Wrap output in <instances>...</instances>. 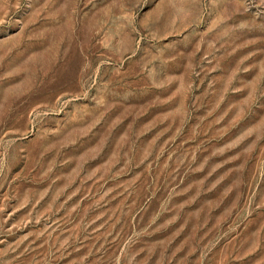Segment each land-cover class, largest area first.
Wrapping results in <instances>:
<instances>
[{"label":"rangeland","instance_id":"obj_1","mask_svg":"<svg viewBox=\"0 0 264 264\" xmlns=\"http://www.w3.org/2000/svg\"><path fill=\"white\" fill-rule=\"evenodd\" d=\"M0 264H264V0H0Z\"/></svg>","mask_w":264,"mask_h":264}]
</instances>
